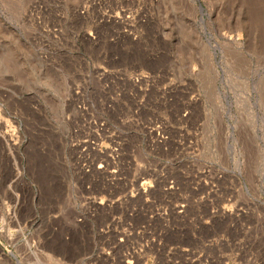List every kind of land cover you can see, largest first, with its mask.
Instances as JSON below:
<instances>
[{"label":"rangeland","instance_id":"obj_1","mask_svg":"<svg viewBox=\"0 0 264 264\" xmlns=\"http://www.w3.org/2000/svg\"><path fill=\"white\" fill-rule=\"evenodd\" d=\"M86 3L0 0V264H80L95 237L109 242L113 229L139 243L135 264H264V0ZM113 18L122 26L108 24L104 34L145 35L124 45L133 54L115 63L161 73L157 101L141 111L155 129L154 146L167 150L149 151L144 136L128 152L133 175L149 161L156 171L145 178L144 187L159 193L154 227L145 233V223L134 228L119 209L92 220L83 185L90 177L71 141L83 126L102 132V121L111 132L127 129L107 113L97 80L74 91V76H96L102 52L114 49L104 36L99 47L94 38L102 20ZM131 85L139 104L144 94ZM166 182H180L172 206ZM133 201L128 207L140 209ZM171 207L188 211L166 220ZM115 216L122 222L112 224ZM101 222L109 225L92 232ZM121 251L101 263L122 264Z\"/></svg>","mask_w":264,"mask_h":264},{"label":"built area","instance_id":"obj_2","mask_svg":"<svg viewBox=\"0 0 264 264\" xmlns=\"http://www.w3.org/2000/svg\"><path fill=\"white\" fill-rule=\"evenodd\" d=\"M95 1L96 0H87V3L90 4L92 8H95L96 6L98 7L102 4L107 6L106 4L111 2V0H98L99 4H97V1ZM84 8L85 7L83 6V9ZM80 13L82 14L81 10ZM108 24L113 27L115 24L122 26V22L118 19H114L113 21L111 19L102 20L100 30L94 38L99 40V47L101 39L104 36L106 41L109 42L108 44L114 49H112V51L102 52V55L106 56V60L105 64L101 67H94L96 76L86 74L78 77L74 76V80L76 82L77 79H79V81L74 84V86H77L74 88V91L76 93L77 88L82 85L84 87L90 85L92 82L91 79L97 80L103 87L104 105L107 113H112L116 120H119L121 123L123 122V124L125 121L128 130L124 128L122 130L119 129L118 133L116 131L111 132L107 129L105 122L102 121L100 122L102 132L98 129L93 130L91 127L83 126V129L81 128L79 131H75L71 134V141L73 146L78 149L77 153H81L79 156L83 162H80L83 172L90 177V182L84 183L83 185L86 194L89 196L88 199L90 200V208H93L94 213L96 214V216H94V213L90 212L93 214L91 216L94 217L92 220H97L101 213L114 211L115 214L117 209H119L121 211L120 213L124 217L123 222H133L134 228L139 227L140 223H145L146 226L142 230V232L145 233L150 232V230L153 229V212L158 210L156 208L159 205L157 202V196L159 193L156 192V189L147 190L144 187L146 184L145 178L148 176L146 182H149V178L153 177L156 171L155 169L153 170L150 168L152 166V161H149L147 165L138 166L135 169L138 173L135 172L133 175L132 168L130 169L131 166L129 161L131 157L128 152L131 153V148L134 147L132 140L135 138L141 141V139H144V136H148V139L145 141L147 142V148L149 151H152L154 154H162L167 150V148L164 149L163 144H157L154 146L155 141H152V135L155 133V129L153 130L147 126V124L152 123V121L149 122L146 114H142L141 111L145 110L146 106L151 105V103L154 106V103L157 101L152 93H154L156 83L160 84L158 78H160L159 76H161V73L152 70L151 68H145L143 70L142 67L137 65H128V67H124L116 64L115 62L118 63L119 57H122L124 54H133V52L124 50V45H131L133 42H138L145 35H143L144 33L138 29L137 31L139 33L136 34L125 31L126 35L123 30L116 34H104L103 30L106 29ZM94 38L91 37L93 41H95ZM126 38H128V40H126ZM110 41H112V43H110ZM90 69L91 68H89V70ZM126 82H130L132 84L131 87L133 88L134 85L139 87L141 89V93L144 94L141 100H139V104L137 101L133 102L135 100L134 98L131 99L129 97L134 96V94L132 92V88H126ZM163 98L167 99L166 97ZM123 105L131 107L128 108L127 111L122 112L120 111V107ZM82 111L83 109L80 108L79 113L81 114ZM87 115L89 114L87 113ZM89 116L92 118L91 115ZM80 118L83 119L82 117ZM92 123V121H89V125ZM94 125H96V127L99 126L96 123H94ZM135 127H137V129H134ZM110 135L112 137H110ZM138 136L140 139H138ZM81 137H84V140H82ZM106 138H110L111 143L109 145L110 147L104 150V147L100 146V143ZM161 138L165 137L162 135ZM82 146L85 147L83 150L84 152H82ZM138 152H141L140 148L136 151V153ZM167 154L168 153L165 155ZM133 176L137 177L138 181L135 189L136 192L130 194L126 192V190L130 189L129 186L131 185V181H133ZM168 183L169 182H166V186L168 188L163 187L162 189L165 190L163 192L165 196L164 200L167 201V204L170 203L169 205L172 206V200L176 199V194L179 190L178 185H180V182H176L175 184L174 182H171L170 185H168ZM96 186L98 187L96 188ZM169 195L172 196L168 198ZM131 200H134L133 202H135V200L141 201V208L135 209L133 205L128 207V205L131 204ZM187 211V208H172L170 213L168 211L165 213L164 218L166 220H171V217L174 214H177L179 217L185 216ZM141 212L146 216V220L140 221V218H142ZM157 217H160V214L157 213ZM115 220L117 222H122L119 217L117 218V216H115L112 224H117L115 223ZM76 222L80 227H82L85 224V219L83 217H78L76 218ZM104 225L109 224L101 222L100 224L93 226L92 232L95 233L96 227ZM155 225H157L156 222ZM99 231L105 232L106 230L101 228ZM111 231L112 232L107 235L109 242L95 237L93 250L81 259L80 264H102V261H108L106 256L109 255L108 258H110L118 248L122 249L119 254L122 264H135V261L139 260L138 256L140 253L136 250L139 243H130V240H125L123 238L118 239V236L121 235L120 231H115V229Z\"/></svg>","mask_w":264,"mask_h":264},{"label":"bare ground","instance_id":"obj_3","mask_svg":"<svg viewBox=\"0 0 264 264\" xmlns=\"http://www.w3.org/2000/svg\"><path fill=\"white\" fill-rule=\"evenodd\" d=\"M184 25H185V24H184ZM178 27H179V26H178ZM1 134H2V133H1ZM5 134H7V133H5ZM2 135H3V134H2ZM4 140H6V137H4ZM7 141H8V140H6V141H3V142H5V143H6ZM7 143H8V142H7ZM7 143H6V144H7ZM12 210H13V209H12ZM2 227H3V226H2ZM46 242H47V241H46ZM47 246H48V245H47ZM25 250H26V249H25ZM27 250H28V249H27ZM30 252H31V251H30ZM30 252H29V253H30ZM32 254H33V253H32Z\"/></svg>","mask_w":264,"mask_h":264}]
</instances>
